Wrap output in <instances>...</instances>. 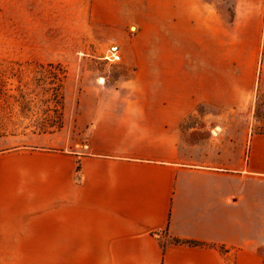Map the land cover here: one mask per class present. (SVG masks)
I'll use <instances>...</instances> for the list:
<instances>
[{
    "label": "crops",
    "instance_id": "0c3cea01",
    "mask_svg": "<svg viewBox=\"0 0 264 264\" xmlns=\"http://www.w3.org/2000/svg\"><path fill=\"white\" fill-rule=\"evenodd\" d=\"M78 1H89L94 23L117 29L124 8H150L155 94L93 97L80 148L0 149V264H264V131L223 138L183 128L194 105L218 101L189 89L192 50L173 46L174 32L183 45L192 17L222 29L214 2ZM232 8L242 33L263 22L264 0ZM258 49L255 38L249 50ZM201 67L199 82L218 81L219 65Z\"/></svg>",
    "mask_w": 264,
    "mask_h": 264
},
{
    "label": "rangeland",
    "instance_id": "374dc122",
    "mask_svg": "<svg viewBox=\"0 0 264 264\" xmlns=\"http://www.w3.org/2000/svg\"><path fill=\"white\" fill-rule=\"evenodd\" d=\"M210 1L221 14L222 29L209 20L204 29L192 17L189 32L183 35L188 40L182 45V33L176 30L173 46L192 50L189 89L218 103L194 105L195 114L183 128H191L190 133L199 137L208 128L223 138L257 133L264 124V19L257 30L242 33L229 23L233 0ZM88 3L0 0V63L7 65L6 71L0 68V149L80 148L85 134L79 127L91 116L88 107L93 97L155 94L150 8H124L121 13L127 23L117 29L94 23ZM219 35L221 42L215 39ZM202 36L206 40L200 42ZM255 38L259 49L252 54L249 49ZM112 46H117L116 51ZM159 46L166 47L167 42ZM201 47L217 48L221 54L201 56ZM48 63L65 71L60 107L51 96L60 73ZM214 63L221 67L218 81L199 82L201 66L211 69ZM80 103L86 106L83 112Z\"/></svg>",
    "mask_w": 264,
    "mask_h": 264
},
{
    "label": "trees",
    "instance_id": "16d2710c",
    "mask_svg": "<svg viewBox=\"0 0 264 264\" xmlns=\"http://www.w3.org/2000/svg\"><path fill=\"white\" fill-rule=\"evenodd\" d=\"M47 66H49L50 68H53V69H57V71H59V73H60V75H57L56 80H55V83H57V84L55 85V87L53 86V88H52V89H54L56 91L55 95L51 94L52 97H55L53 100L60 107L61 101H62V97H63V95H62V80H63V77L65 75V71L62 70V68H61V66L59 64L48 63ZM0 68H3V70L6 71L7 70V65L5 63H0ZM57 74H58V72H57ZM55 83L52 82L51 84H55ZM49 89L47 88V90H49ZM256 116L259 117L258 114ZM258 130H259L258 132H263L264 131V124L259 126ZM174 242H184V243L191 244V245H202V244H204L202 242L195 241V240L174 239Z\"/></svg>",
    "mask_w": 264,
    "mask_h": 264
},
{
    "label": "built area",
    "instance_id": "2783aa9c",
    "mask_svg": "<svg viewBox=\"0 0 264 264\" xmlns=\"http://www.w3.org/2000/svg\"><path fill=\"white\" fill-rule=\"evenodd\" d=\"M116 48H117V46H112V47H111L112 52H113V51H116Z\"/></svg>",
    "mask_w": 264,
    "mask_h": 264
},
{
    "label": "bare ground",
    "instance_id": "6f19581e",
    "mask_svg": "<svg viewBox=\"0 0 264 264\" xmlns=\"http://www.w3.org/2000/svg\"><path fill=\"white\" fill-rule=\"evenodd\" d=\"M213 130V129H212ZM216 131H219V130H216ZM215 132V131H214Z\"/></svg>",
    "mask_w": 264,
    "mask_h": 264
}]
</instances>
